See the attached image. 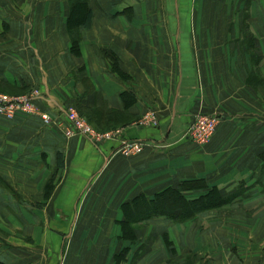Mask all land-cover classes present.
<instances>
[{"label":"crops","instance_id":"1","mask_svg":"<svg viewBox=\"0 0 264 264\" xmlns=\"http://www.w3.org/2000/svg\"><path fill=\"white\" fill-rule=\"evenodd\" d=\"M87 4L72 28L71 0H0V92L37 88L52 117L0 115V264H264V0ZM70 106L119 139L66 135ZM198 114L219 117L206 145L188 137ZM200 181L182 193L238 197L124 236L126 203Z\"/></svg>","mask_w":264,"mask_h":264},{"label":"trees","instance_id":"2","mask_svg":"<svg viewBox=\"0 0 264 264\" xmlns=\"http://www.w3.org/2000/svg\"><path fill=\"white\" fill-rule=\"evenodd\" d=\"M88 0H71L72 12L69 20L77 22L80 15L84 17V22L89 25L91 20V11L87 7ZM73 28V25L71 26ZM80 37L73 36V51L79 54ZM193 186L207 188L202 181L195 184H185L180 188H170L153 199L145 194L137 196L133 201L124 205L126 221L123 224L124 236L135 237V228L131 226L133 222L142 220H152L158 217H165L174 221H185L197 217L200 214H208L219 210L225 204L232 203L238 196L223 195L217 188H211L209 191L196 199L187 198L182 192L190 190Z\"/></svg>","mask_w":264,"mask_h":264},{"label":"built area","instance_id":"3","mask_svg":"<svg viewBox=\"0 0 264 264\" xmlns=\"http://www.w3.org/2000/svg\"><path fill=\"white\" fill-rule=\"evenodd\" d=\"M41 99L42 93L37 88L22 96H10L0 92V115L14 119L20 112L30 115L39 114L45 123L49 124L52 122V117L49 112L41 110L38 104ZM67 119L68 125L63 124V128L68 136L81 134L90 137L97 143H102L107 140L119 139L121 134L120 131L99 132L95 130L87 118L74 106L68 107ZM218 123L219 117L216 115L198 114L188 129V137L198 145H206L213 139ZM142 124L157 125V121L153 115H147ZM144 149L142 142L124 140L119 151L125 156H132L142 153Z\"/></svg>","mask_w":264,"mask_h":264},{"label":"rangeland","instance_id":"4","mask_svg":"<svg viewBox=\"0 0 264 264\" xmlns=\"http://www.w3.org/2000/svg\"><path fill=\"white\" fill-rule=\"evenodd\" d=\"M257 203V202H256ZM69 214V213H68ZM258 214H260V212H256L255 214H253L254 216H257ZM70 215V214H69ZM70 216H73V213L70 215ZM69 224H72L69 222ZM53 232H55L56 236H55V239H56V243L58 242V238H63V236L66 234V235H70L71 232H72V228L70 225H65L63 227H52L51 228ZM52 233V232H51ZM56 264V263H54Z\"/></svg>","mask_w":264,"mask_h":264}]
</instances>
